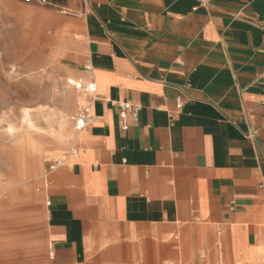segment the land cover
<instances>
[{"label": "crops", "instance_id": "0c3cea01", "mask_svg": "<svg viewBox=\"0 0 264 264\" xmlns=\"http://www.w3.org/2000/svg\"><path fill=\"white\" fill-rule=\"evenodd\" d=\"M0 8L21 29L19 17L36 14L49 63L95 85L79 92L95 121L78 155L49 174L45 264L264 256V0ZM120 103L137 118H122Z\"/></svg>", "mask_w": 264, "mask_h": 264}, {"label": "rangeland", "instance_id": "374dc122", "mask_svg": "<svg viewBox=\"0 0 264 264\" xmlns=\"http://www.w3.org/2000/svg\"><path fill=\"white\" fill-rule=\"evenodd\" d=\"M19 20L10 26L0 8V264H45L48 164L78 148L81 89L69 80L85 83L36 47V14ZM258 254L251 264H264Z\"/></svg>", "mask_w": 264, "mask_h": 264}, {"label": "built area", "instance_id": "2783aa9c", "mask_svg": "<svg viewBox=\"0 0 264 264\" xmlns=\"http://www.w3.org/2000/svg\"><path fill=\"white\" fill-rule=\"evenodd\" d=\"M26 4H39V5H44L47 6L49 5V2L47 0H22ZM205 3V1H203ZM77 89L85 90L86 93H93L95 92V85L90 84V85H83V84H78ZM121 112L120 115L122 118H126L127 112L133 113L135 118H137L138 113H139V108L136 106H133L128 103H120L119 104ZM181 107V104L179 105ZM95 121V117L92 115L91 112V106L89 103L84 102L83 104H79L77 113L74 117V130L79 134L82 131H84L89 124ZM124 129H127V126H124ZM78 150H73L72 155L76 156L78 155ZM64 160H55L52 162H49L48 164V174L51 172H54L56 169L59 167L63 166Z\"/></svg>", "mask_w": 264, "mask_h": 264}, {"label": "bare ground", "instance_id": "6f19581e", "mask_svg": "<svg viewBox=\"0 0 264 264\" xmlns=\"http://www.w3.org/2000/svg\"><path fill=\"white\" fill-rule=\"evenodd\" d=\"M69 83L70 84H75V81L73 80V79H71V80H69ZM77 85V84H76ZM88 85H90V84H87V86ZM81 91V90H80ZM83 91H85V90H83ZM82 103H84V101L83 100H81L80 102H78V104H82ZM72 155V154H71ZM69 156V155H68ZM64 158V160H65V158H67V156H64L63 157Z\"/></svg>", "mask_w": 264, "mask_h": 264}]
</instances>
